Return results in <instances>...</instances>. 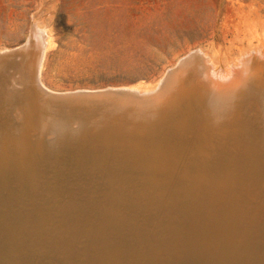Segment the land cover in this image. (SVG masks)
<instances>
[{
    "label": "bare ground",
    "instance_id": "1",
    "mask_svg": "<svg viewBox=\"0 0 264 264\" xmlns=\"http://www.w3.org/2000/svg\"><path fill=\"white\" fill-rule=\"evenodd\" d=\"M42 34L41 31L33 29L31 45L33 54H29L30 57L27 54H19V50L27 47V42L19 48L0 55V57L5 55L0 58L2 62L10 61L11 63L17 59L20 61V57L25 59L23 56L27 59L18 70L20 75L16 74V68H14L16 70L13 69L16 72L13 71L14 74L20 76L18 78L20 87L19 83L16 85L17 82L14 81L15 84L8 80V77L6 78L11 73L10 70L9 74L0 79V102L13 101V106L19 107L20 110L15 116L17 128L14 130L19 129L17 131L21 130L24 134L23 136L21 132L15 131L17 139L13 137L12 140H8L15 148L12 150L8 146L2 147L0 144L1 149H7L3 152L9 154V151L15 150L28 158L30 151L35 150L33 147H39L37 144L40 145L43 140H48L42 144L43 147L46 145L45 151L51 153L54 150L60 154L71 144L85 137L94 139L112 132L135 133L140 137L156 134V137L163 136V141L165 140L163 146L166 149L158 151L151 149L142 152L139 156H133L128 162L111 171H81L85 175L86 192L90 195L87 200L84 199L85 202L73 201L69 213H67L78 223L77 227H81L75 238L78 246L76 250H84V255L87 258L86 264H264V224L261 226L263 228L261 231L254 223L260 218L264 220V167L261 161H256L254 158V156L264 154L262 138L260 137L261 142L254 144V147L243 150L242 156L232 166L225 164L231 169L224 170V172L237 169L235 174L232 171L225 173L229 178L235 181L237 176L239 177L238 184L231 185V191L238 195L233 199H226L222 194L223 191L221 193L222 172L216 171L208 174H213L215 177L209 186L201 185L202 182L199 179L204 176L197 175L208 168L205 165L214 161L209 158L223 155L228 145L223 144L222 138L225 139L226 136L239 133L241 130H251L252 125L246 123L240 116L229 119L226 124L222 123L219 117H215V113L211 109L212 103H214L213 105L220 103L210 102V96L212 98L219 97L220 101H226L245 94L248 87L246 78L248 77V60L253 54H258V57L264 62V43L252 49H244L245 51H241L240 56L235 57L231 62H226L225 67H222L220 62L218 63L213 59L214 57L211 58L206 53H200L201 55L198 52L192 53L178 63V68L175 67L168 71V73L173 72L174 74L167 85L164 86L162 80L155 88L151 89L153 91L157 87L163 88L161 89L162 93H159L161 95L157 98L135 101L128 97H98L105 105L99 107L95 112L97 117L90 120L78 116L80 112L86 115L89 111L92 113L93 108L89 101L80 99L81 97L59 102L58 95H50L51 98L48 100L53 102L52 104L56 108L37 104V97L42 99L40 96L44 95L36 89L38 87L51 94H61L47 90L48 87L44 88L42 71L47 52L52 45L50 46V36H42ZM39 46H41L40 49ZM13 54L16 55L11 57ZM10 63L5 66L1 64V66L6 70ZM1 66L0 68H2ZM186 70L197 72L194 85L187 82L188 78L184 75ZM191 74L190 76H192ZM190 86H193L194 90H200L201 94L197 92L195 104L193 102L194 105H191L192 108H190L191 117L189 120H185V118L181 119L174 115L171 105L176 100L184 99ZM31 89H34L35 96L30 93ZM107 89L120 90V88ZM103 90L105 89L86 91V93H103ZM123 90L136 92L137 89L125 88ZM151 92L148 90L142 94L137 92L129 94L145 96L153 94ZM123 93L126 92L123 91ZM32 98L35 99L32 105H24L25 100L30 103ZM247 99L252 102L251 97ZM230 102V104H234L233 101ZM107 103H111V105L107 106ZM261 103L263 104V102ZM223 104L228 103L224 102ZM6 108H0V112L3 109V113ZM63 110L69 112H63ZM10 118L8 119L11 121ZM240 134L244 136L245 133L241 132ZM47 145L52 147V151L46 150L48 149ZM6 156L8 155L6 154ZM248 156H253V160L250 159V164L247 161L240 163L241 158H248ZM204 157L207 159L203 160ZM46 158L51 159L50 157ZM48 161H45L44 167ZM42 165L38 163L37 171H42ZM29 166L33 165L29 164ZM209 166L212 167V165ZM242 173H244V177H240ZM245 178L251 183H246ZM210 179L212 180L213 177ZM191 194H195V196ZM207 194L213 195V200L208 203L200 199ZM216 204L219 205L217 208L219 211H211ZM237 206L238 209H236ZM238 212L242 214L243 222H241ZM60 220H62L61 214L55 211V214L54 212L44 214L29 221L25 219L19 228L11 229L14 234L9 249L6 247V241H0V264H21V260L31 256L32 251L37 256L40 251L41 258L47 252V246H53L56 251H58L57 249L62 250L61 241L64 242L66 236L59 229L62 228L59 225ZM195 230H199L201 233ZM63 253L64 256L60 255V257H65L66 254ZM51 257L53 258V256ZM34 262L32 261V263ZM47 262L49 263V261Z\"/></svg>",
    "mask_w": 264,
    "mask_h": 264
},
{
    "label": "rangeland",
    "instance_id": "2",
    "mask_svg": "<svg viewBox=\"0 0 264 264\" xmlns=\"http://www.w3.org/2000/svg\"><path fill=\"white\" fill-rule=\"evenodd\" d=\"M33 29L41 31L42 36L49 35L50 46L52 45L47 52L42 71L45 89L48 87L47 90L51 92L65 94L74 91L131 88L137 89L136 92L142 94L148 90L151 92V89L162 82L169 70L177 67L182 59L192 53H206L225 67L226 62H231L235 57L240 56L241 51H245L244 49L248 50L262 45L264 43V0H0V55L19 48L26 42L27 49L19 50V54H33V49H31ZM40 40L42 41L41 36ZM38 48L40 49L41 46ZM23 58L25 59L20 57V61L16 60L20 62L16 63L19 68L17 65L10 64L9 67L6 66L8 67L6 70L2 66L8 65L10 61H0V66L2 64L0 79L9 74L10 70L11 73L6 78L8 77V80L13 83L17 82L16 85L19 83L20 87V79H18L20 71L18 70L27 60L25 56ZM250 58L248 77H246L248 79L246 93L226 101L210 96V102L220 103L216 105L212 103L211 109L222 123L226 124L229 119L240 116L246 123L252 125L251 130H241L239 133L226 136L225 139L222 138L223 144L228 145L227 149L220 157L209 158L214 159L209 164L212 167L205 165L208 168L202 173L199 170L197 174H202L201 176L204 177H196L200 178L201 185L209 186L215 177L213 174H208L216 171L222 172L221 193L223 191L222 194L229 200L238 196L236 192L231 191V185L238 184L239 177L237 176L235 181L229 178L225 173L232 171L235 174L237 169L224 172V170L231 169L225 164L232 166L242 156L243 150L254 147V144L261 140L264 142V62L258 54H253ZM187 71H184V75L188 78L187 82L194 85L197 72L189 70L188 74ZM259 72L262 74H258ZM11 75H15L18 80ZM157 88L151 93H155ZM193 88V86L189 87L184 99L172 103V111L176 117L179 116L185 120L191 117V105L195 104L197 92L200 93V90L196 89V91ZM250 97L252 102L247 99ZM230 101L234 104H230ZM224 102L228 104L225 105ZM6 103L0 102V108L7 107L6 111L2 113V109L0 112V117L2 116L0 118V144L2 147L8 146L12 149L15 147L8 140H12L13 137L17 139L16 132H21L23 136L24 134L21 130L18 132L19 129L14 130L17 128L15 116L20 110L19 107L13 106V101ZM241 132L245 133L244 136H241ZM45 142L48 140H43L40 145L37 144L39 147H33L35 150L30 151L28 158L15 150L9 151V154L3 152L7 149H1L0 145V241H6V247L9 249L13 240V228L14 230L19 228L25 219L29 221L44 214L53 212L55 214L57 211L63 220V222L60 220L59 225L62 228L59 229L66 236L64 242L61 241L63 249L56 251L53 246H47L45 258L44 256L40 258V251H38L40 254L38 256L32 251L31 256L23 258L20 263L86 264L87 258L84 250H76L78 246L75 238L81 227H77L78 223L68 214L73 201L85 202L90 195L85 189L84 172L73 173V175L66 172L55 173V177L49 174L50 172H46L47 166L44 167V164L49 160L46 157H54L58 152L52 151V147L47 145L46 150L52 151L47 153L44 149L46 145L44 147L42 145ZM248 158H241L240 163L243 161L249 163L250 159L253 160V156H248ZM254 158L256 161H261L264 167V154L254 156ZM206 159V157L203 158V160ZM38 163L43 164L42 171H37ZM243 174H239L240 177H244ZM211 177H213L212 180ZM247 182L251 183L246 180ZM191 195L195 196V194ZM200 199L208 203L213 200V195L207 194ZM218 207L219 205L216 204L213 209H211L212 206L209 208L211 211L218 212ZM238 216L243 222L240 212ZM254 223L262 231L263 218ZM195 231L201 233L199 230ZM63 252L68 257L66 255L60 257V255L64 256ZM32 261L36 262L32 263Z\"/></svg>",
    "mask_w": 264,
    "mask_h": 264
},
{
    "label": "water",
    "instance_id": "3",
    "mask_svg": "<svg viewBox=\"0 0 264 264\" xmlns=\"http://www.w3.org/2000/svg\"><path fill=\"white\" fill-rule=\"evenodd\" d=\"M16 54L11 55V57L15 56ZM5 56V55H4ZM1 56L0 58L4 57ZM16 61L11 62V65H16ZM178 68V67H177ZM176 68V69H177ZM173 72L167 73L166 76L163 78L164 86L168 84L170 78L173 76ZM163 85V84H162ZM161 85V86H162ZM163 86V87H164ZM36 88V87H35ZM38 91L44 93L43 96H40L42 99L37 97V104L42 106L48 105L51 108H56L52 104L53 102H49L50 95H58L59 102L66 101V99H79L77 97H81L80 99H86L92 105V113L88 112L87 115L85 113L80 112L78 116L86 117V119L93 120V118L97 117V110L99 107L105 105L98 97H128V99H132L135 101H147L157 98L159 93H162L163 88H159V90L150 95H132L129 93H136L130 92L126 90H116L112 91L110 89L103 90V93H86V91L81 92H73L69 94H51L39 87L36 88ZM34 96L35 91L34 89L30 90ZM126 92V93H123ZM25 93V92H24ZM31 94V95H32ZM126 94V95H125ZM102 95V96H100ZM112 95V96H110ZM32 97V96H31ZM53 97V96H52ZM35 99H30V103L28 100H25L26 106L32 105V102ZM60 104V103H59ZM111 105V103H107V106ZM25 106V107H26ZM61 106V104H60ZM24 107V108H25ZM63 112H69L63 110ZM113 133V134H112ZM106 135H101L102 139H98L95 137L94 139H88L87 137L74 142L71 146L65 149L60 154H57L54 157H50L51 159L46 163V172H50L49 174H53L54 177L56 176L55 173H78L81 171H88V172H100V171H107L113 170L114 168L126 163L129 159L133 158V156H139L142 152H147L148 150L158 151L166 149L163 146L164 137L159 136L156 137V134L151 136H137L135 133H121L112 132ZM95 134V133H94ZM169 138V137H168Z\"/></svg>",
    "mask_w": 264,
    "mask_h": 264
}]
</instances>
